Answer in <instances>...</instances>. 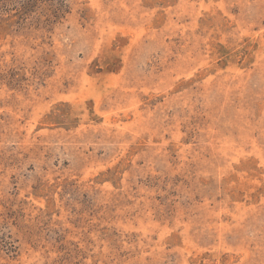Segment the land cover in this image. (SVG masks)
<instances>
[{
    "label": "rangeland",
    "instance_id": "obj_1",
    "mask_svg": "<svg viewBox=\"0 0 264 264\" xmlns=\"http://www.w3.org/2000/svg\"><path fill=\"white\" fill-rule=\"evenodd\" d=\"M0 264H264V0H0Z\"/></svg>",
    "mask_w": 264,
    "mask_h": 264
}]
</instances>
